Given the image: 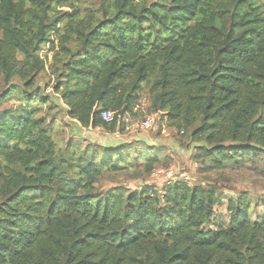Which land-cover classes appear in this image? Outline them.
<instances>
[{
  "label": "trees",
  "instance_id": "obj_1",
  "mask_svg": "<svg viewBox=\"0 0 264 264\" xmlns=\"http://www.w3.org/2000/svg\"><path fill=\"white\" fill-rule=\"evenodd\" d=\"M51 2L0 0V72L17 74L18 54L33 78L22 105L0 110V264H264V198L186 179L102 192L101 177L132 162L127 146L57 147L37 103L47 98L31 88L61 28ZM100 10L85 21L75 9L59 37L69 58L56 90L70 118L114 132L149 82V111L203 142L195 158L208 170L264 153V0H101Z\"/></svg>",
  "mask_w": 264,
  "mask_h": 264
},
{
  "label": "rangeland",
  "instance_id": "obj_2",
  "mask_svg": "<svg viewBox=\"0 0 264 264\" xmlns=\"http://www.w3.org/2000/svg\"><path fill=\"white\" fill-rule=\"evenodd\" d=\"M57 1L59 0H53L50 3L51 8H54L50 18L62 16L58 22V27H61L60 32L54 30L51 41L40 51L45 68L34 78L31 88L39 90L47 98L46 103L39 101L37 103L42 107L41 114L52 122L53 137L58 148L65 149L69 143L77 149H83L89 145L96 148L127 146V153L131 155L132 162L122 165L116 171L105 173L96 184L98 190L105 192L116 187L137 190L150 185L160 192L172 179H186L191 185H217L225 194L246 192L253 201L264 198V153L260 152L257 159L248 160L245 164H228L220 169L208 170L195 158L203 142L194 141L190 137L189 129L173 122L174 120L170 119L165 112L149 111L153 95L152 83H144L139 90V98L136 102L139 106L138 111L129 112L132 123L129 125L121 123L114 132L103 127L84 128L77 120L70 118L67 115V104L61 93L56 90L57 74L61 72L63 62L69 58L68 52L62 47L61 38L59 39L64 32H67L65 16L74 12L75 9H79L78 17L85 21L91 16L101 19L103 15L100 10L101 0H67L66 2L64 0L62 3ZM30 33L33 34V32ZM1 34L0 30V37ZM79 44V40L73 36L68 46L76 51ZM16 56L17 61L14 63L17 65L19 74L16 72L17 74L7 80L0 72V96L5 99L0 107L1 111H13L22 105L23 103L18 100V90L33 79L31 73L25 74L23 57L18 54ZM147 114H154L156 117V124L151 130L140 126ZM7 164L5 157L0 155V183L2 179L3 181L7 179L8 173L4 170V165ZM223 197L226 198L224 195ZM225 206L224 202L222 209Z\"/></svg>",
  "mask_w": 264,
  "mask_h": 264
},
{
  "label": "built area",
  "instance_id": "obj_3",
  "mask_svg": "<svg viewBox=\"0 0 264 264\" xmlns=\"http://www.w3.org/2000/svg\"><path fill=\"white\" fill-rule=\"evenodd\" d=\"M138 105H136L135 107V111H138ZM116 116V112L115 111H111V110H105L102 112V117L106 122H112L114 121ZM121 120L126 124L129 125L132 123V117L131 114L126 112L125 114H123L121 117ZM156 124V117L154 114H147L144 118V120L141 122V127L143 129L146 130H151L152 128H154Z\"/></svg>",
  "mask_w": 264,
  "mask_h": 264
}]
</instances>
